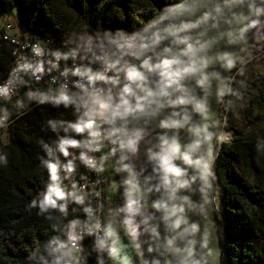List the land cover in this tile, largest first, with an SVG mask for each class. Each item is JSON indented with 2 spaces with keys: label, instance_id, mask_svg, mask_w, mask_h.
<instances>
[{
  "label": "clouds",
  "instance_id": "clouds-1",
  "mask_svg": "<svg viewBox=\"0 0 264 264\" xmlns=\"http://www.w3.org/2000/svg\"><path fill=\"white\" fill-rule=\"evenodd\" d=\"M64 43L67 50L55 53L39 41L24 44L27 52L14 53L0 82V130L32 102L75 117L45 122L56 134L40 142L39 167L48 176L25 207L56 231L25 264H87L85 237L96 264H221L214 165L232 133L211 100L227 113L245 99L244 81L235 77L245 76L254 52H264V0H163L134 30L77 32ZM46 74L56 87L12 100ZM257 140L264 155V136ZM7 163L0 150V166ZM78 166L120 176L110 186L121 203L105 212L101 190L75 178ZM70 205L84 218L65 221Z\"/></svg>",
  "mask_w": 264,
  "mask_h": 264
},
{
  "label": "trees",
  "instance_id": "trees-1",
  "mask_svg": "<svg viewBox=\"0 0 264 264\" xmlns=\"http://www.w3.org/2000/svg\"><path fill=\"white\" fill-rule=\"evenodd\" d=\"M162 3L163 0H0V14L17 13L36 37L47 34L53 39L49 45L52 51L65 52L68 45L64 41L75 33L134 30L157 13ZM12 51L9 45L0 47V81L8 75ZM258 53L254 52V57ZM240 80L244 81L246 96L227 112L225 129L234 135L231 143L219 146L214 165L221 245L224 264H264V155L258 156L255 148L257 137L264 136V83L253 72L236 81ZM49 87L44 82L22 87L12 100L23 97L30 89L45 91ZM6 103L10 107L12 101ZM49 119L68 121L75 117L71 109L37 106L34 102L15 119L10 139L1 148L7 153L8 163L0 166V264H25V258L34 250L43 251V244L56 231L51 221L36 216L35 209L29 213L25 207L47 180L48 174L39 163L43 156L41 140L52 143L56 139V134L47 130L45 122ZM238 120L243 121L247 132L237 127ZM108 171L101 174L105 212L109 206L104 189ZM117 203H121L119 193ZM71 207L65 221L84 218L81 212L73 214ZM82 253L87 264L96 263L91 239L84 240Z\"/></svg>",
  "mask_w": 264,
  "mask_h": 264
},
{
  "label": "built area",
  "instance_id": "built-area-1",
  "mask_svg": "<svg viewBox=\"0 0 264 264\" xmlns=\"http://www.w3.org/2000/svg\"><path fill=\"white\" fill-rule=\"evenodd\" d=\"M35 36V33H33L27 26H25L17 13L6 15L5 17L0 14V47L3 45H9L13 48V57L11 60L10 69L13 66V62L16 60L15 54H21L26 53L27 49L23 48L22 46L26 43H35L37 41L42 42L43 45L50 50L51 52L55 53L49 48V45L53 42V39L47 35H37ZM15 53V54H14ZM71 64V62H70ZM69 64V65H70ZM62 63V67H63ZM235 72V71H234ZM53 75L58 76V73H53ZM4 79V78H3ZM3 79L0 81L2 82ZM45 83L48 84L51 87H56V85H53L51 80L49 79V76L46 74L44 78L39 81H31L30 85L32 84H39V83ZM59 82V81H58ZM22 87L18 89L21 90ZM17 91V92H18ZM17 94V93H16ZM14 97V96H13ZM224 105H220V114L225 115L227 117V113H224L223 111ZM17 118L16 115H13L11 117L12 123L4 130H0V150L1 148L7 143L10 139V131L12 128V125L14 124L15 119ZM225 131H228L227 129H224ZM99 155V154H97ZM83 175L85 179L81 180L80 177ZM75 178L80 182L86 185V190H101V202L103 203V186H102V178L101 174L96 175L94 173L88 172L83 166L77 167V172L75 174ZM112 206L113 208L116 207V198L113 199ZM95 202V201H94ZM104 204V203H103ZM118 206V204H117ZM91 239V237H85L84 240ZM84 240L81 241L82 251H83V244ZM96 264V263H95ZM105 264H111L110 261L105 260Z\"/></svg>",
  "mask_w": 264,
  "mask_h": 264
},
{
  "label": "rangeland",
  "instance_id": "rangeland-1",
  "mask_svg": "<svg viewBox=\"0 0 264 264\" xmlns=\"http://www.w3.org/2000/svg\"><path fill=\"white\" fill-rule=\"evenodd\" d=\"M255 73L257 76H258V79H261L264 83V52H259L255 57L254 59L247 65L246 67V70H245V75L247 76H250L251 73ZM238 76L235 77V80H237ZM34 102L30 103L27 107V110L28 111L32 105H33ZM25 111V112H26ZM237 127L241 130V131H245L247 132V127L246 125L243 123L242 120H238L237 121ZM231 133H232V137L234 135V132L232 130H229ZM140 152L135 160V163L137 164V166H139L141 163H143V160L140 159ZM235 166L237 167V162H235ZM109 172H110V169L109 171L106 173V177H105V180H104V189H105V193H106V200H107V203H108V208H113L112 206V202H113V199L116 198V202H117V197H118V191L116 192H112L111 191V186H110V181L112 184H114L116 181L119 180V177L116 176V175H111L109 176ZM118 203H116V206H117ZM119 205V204H118Z\"/></svg>",
  "mask_w": 264,
  "mask_h": 264
},
{
  "label": "water",
  "instance_id": "water-1",
  "mask_svg": "<svg viewBox=\"0 0 264 264\" xmlns=\"http://www.w3.org/2000/svg\"><path fill=\"white\" fill-rule=\"evenodd\" d=\"M218 47H220V46H218ZM211 104H212V109H213V111H214V112H219V113H220V106L218 107V106L216 105L214 99L211 100ZM194 119H195V117H194ZM155 123H156V122H153V123H152L151 128H152L154 131H157V130L155 129ZM180 139H181V142H186V140H187L186 133H184L183 131H181V133H180ZM118 177H119V179L121 178L120 176H118ZM216 187H217V186H216V181H215V189H216ZM216 198H217V189H216ZM193 199H196V197L193 196ZM217 202H218V199H217ZM218 205H219V203H218ZM219 208H220V206H219ZM192 218L195 219L196 217H192ZM213 218L215 219L216 224H217L218 227H219V234H220V237H221L222 231H221L220 209L218 210L217 213L214 214ZM219 247H220V249H221V257H220V259H221V264H224V257H223V252H222L221 238H220V241H219Z\"/></svg>",
  "mask_w": 264,
  "mask_h": 264
},
{
  "label": "bare ground",
  "instance_id": "bare-ground-1",
  "mask_svg": "<svg viewBox=\"0 0 264 264\" xmlns=\"http://www.w3.org/2000/svg\"><path fill=\"white\" fill-rule=\"evenodd\" d=\"M144 147H145V145H144V144H141V146H140V154H141L140 159H141V160H143ZM134 162H135V161H134Z\"/></svg>",
  "mask_w": 264,
  "mask_h": 264
},
{
  "label": "crops",
  "instance_id": "crops-1",
  "mask_svg": "<svg viewBox=\"0 0 264 264\" xmlns=\"http://www.w3.org/2000/svg\"><path fill=\"white\" fill-rule=\"evenodd\" d=\"M4 17L6 16V15H3Z\"/></svg>",
  "mask_w": 264,
  "mask_h": 264
}]
</instances>
